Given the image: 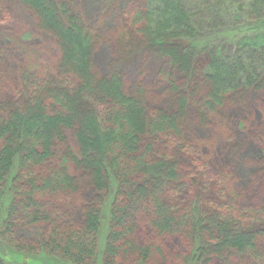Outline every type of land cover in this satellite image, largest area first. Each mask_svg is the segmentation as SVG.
<instances>
[{
  "label": "trees",
  "instance_id": "16d2710c",
  "mask_svg": "<svg viewBox=\"0 0 264 264\" xmlns=\"http://www.w3.org/2000/svg\"><path fill=\"white\" fill-rule=\"evenodd\" d=\"M143 1L145 10L136 13L144 27L143 42L185 74L197 93H203L201 102L208 111L216 112L228 100L244 103L247 92L262 89L264 82L259 80L264 74L258 70L264 68V0H250L238 9H245L247 22L216 30L207 38L202 34L205 26L195 20L197 12H190L182 0ZM6 5L7 12L24 9L35 18L38 27L53 37L56 63L59 60L54 73L30 69L20 74L22 100L0 90V214L6 196H13L0 242L15 248L21 264H29L39 252L68 264H97L105 205L111 212L103 263L134 257L140 264H150V249L132 241L126 193L132 202L153 204L159 236L172 235L179 225L188 227L184 233L198 243L191 253L193 264L215 259L231 264L232 256L247 254L264 261V207L252 214L234 207V201L222 198L221 192L217 203L204 207L194 203L172 217L175 214L162 198L167 187L179 181L178 163L170 155L150 159L152 147L147 144L159 139L178 148L183 143L180 120L185 118V97H178L175 116L161 111L149 115L143 99L127 93L119 75L97 72L96 33L76 13L72 0H3L1 15ZM219 40L218 49L209 48ZM229 47L232 55L226 53ZM4 67L0 54L7 83L12 77ZM84 176L91 178L82 184ZM112 183L118 184L114 198L84 205L80 224L56 209L55 201H68L85 185L92 196L94 191L109 195ZM45 226L39 245L17 241L18 230L44 231Z\"/></svg>",
  "mask_w": 264,
  "mask_h": 264
},
{
  "label": "rangeland",
  "instance_id": "374dc122",
  "mask_svg": "<svg viewBox=\"0 0 264 264\" xmlns=\"http://www.w3.org/2000/svg\"><path fill=\"white\" fill-rule=\"evenodd\" d=\"M72 1L76 13L96 33L94 63L97 72L119 75L127 93L143 99L149 115L161 111L170 117L175 116L176 112H173L178 97L186 98L185 118L180 120L183 140L180 148L164 145V141L159 139L147 144L152 147L150 159L155 155H170L174 156L172 161L178 163L179 181L169 185L162 194L168 208L175 214L172 217L181 215L194 203L203 207L217 203L218 193L220 195L221 192L222 198L234 201V207L251 210L252 214L254 209L264 207V84L259 92H247L244 103L228 100L216 112L208 111L201 102L203 93H197L185 74L174 69L168 59L148 49L143 42V23L136 18L138 11L145 10L143 0H76L77 4ZM182 1L190 12H197L195 20L205 26L202 34L206 38L216 30L223 32L248 21L245 9L242 10L244 12H238V9H243L250 0H221L219 4L216 0ZM6 8L7 5L0 14V54L5 61V72L12 79L6 83L0 70V90L16 96V100L20 101L25 90L20 74H27L30 69L33 72L54 73L59 62L57 59L56 63L57 46L53 37L38 27L28 11L15 9L7 12L9 10ZM219 42L209 44V48L218 49ZM226 53L233 54L230 47ZM258 74H264L263 67L259 68ZM259 81L264 82V76ZM199 103L202 107L198 106ZM69 143L73 146L74 142L69 140ZM90 178L84 176L82 184ZM84 187L83 192L68 197V201H55L59 204L56 208L59 213L65 212L77 224L82 221L81 210L84 205L94 200L111 201L118 184L112 183L109 195L94 191L92 196L89 188L86 185ZM126 195L123 198L124 201L127 198L125 206L132 210L128 224L132 228V241L135 246L150 249V264H193L191 253L198 243L194 237L190 235L189 238L184 233L188 227L179 225V228H174L172 235L159 236L154 228L156 213L153 204L132 202ZM12 197L8 194L3 202L0 229ZM110 212V206L105 205L97 264H104L103 251ZM20 227L24 226L21 224ZM44 228V231L39 227L18 230L20 240L17 241L30 247L39 245L47 226ZM262 250L264 256V248ZM16 255L19 254L15 248L0 242L3 264H21V258ZM30 258L29 264H68L42 252ZM118 259L114 264H140L134 257ZM208 264L223 263L215 259ZM231 264H264V261L259 262L249 254L240 257L235 255L231 258Z\"/></svg>",
  "mask_w": 264,
  "mask_h": 264
}]
</instances>
